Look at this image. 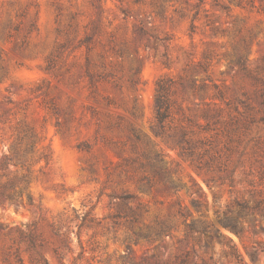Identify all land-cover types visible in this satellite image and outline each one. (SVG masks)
I'll list each match as a JSON object with an SVG mask.
<instances>
[{"label": "rangeland", "instance_id": "rangeland-1", "mask_svg": "<svg viewBox=\"0 0 264 264\" xmlns=\"http://www.w3.org/2000/svg\"><path fill=\"white\" fill-rule=\"evenodd\" d=\"M0 264H264V0H0Z\"/></svg>", "mask_w": 264, "mask_h": 264}, {"label": "trees", "instance_id": "trees-1", "mask_svg": "<svg viewBox=\"0 0 264 264\" xmlns=\"http://www.w3.org/2000/svg\"><path fill=\"white\" fill-rule=\"evenodd\" d=\"M239 62L240 59L236 61L237 64ZM154 104H155L156 119L159 124H162L168 118L169 108H170L168 105L167 92L162 86V83H159L157 86ZM182 150L186 151L184 147H182Z\"/></svg>", "mask_w": 264, "mask_h": 264}]
</instances>
